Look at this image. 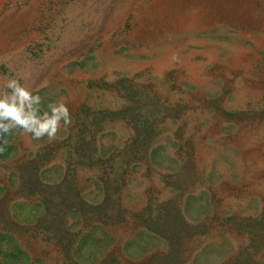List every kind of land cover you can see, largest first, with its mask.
Listing matches in <instances>:
<instances>
[{"label": "rangeland", "instance_id": "374dc122", "mask_svg": "<svg viewBox=\"0 0 264 264\" xmlns=\"http://www.w3.org/2000/svg\"><path fill=\"white\" fill-rule=\"evenodd\" d=\"M2 4L0 93L72 124L0 139V264H264V0Z\"/></svg>", "mask_w": 264, "mask_h": 264}, {"label": "clouds", "instance_id": "9594fccd", "mask_svg": "<svg viewBox=\"0 0 264 264\" xmlns=\"http://www.w3.org/2000/svg\"><path fill=\"white\" fill-rule=\"evenodd\" d=\"M173 59H177L174 55ZM0 93V139L13 129H22L35 139L45 136L51 141L61 129L72 124L69 108L62 101L48 104V111L41 112L42 97L22 85L18 80H7ZM7 144V140H4ZM5 149L0 147V152Z\"/></svg>", "mask_w": 264, "mask_h": 264}, {"label": "bare ground", "instance_id": "6f19581e", "mask_svg": "<svg viewBox=\"0 0 264 264\" xmlns=\"http://www.w3.org/2000/svg\"><path fill=\"white\" fill-rule=\"evenodd\" d=\"M3 1H4V0H0V6L3 5V4H2ZM186 1H187V0H186ZM192 1H193V0H192ZM209 1H210V0H209ZM214 1H215V0H214ZM174 2H175V1H174ZM189 2H190V1H189ZM196 2H197V1H196ZM204 2H205V1H204ZM204 2H203V3H204ZM165 3H166V2H165ZM192 3H193V2H192ZM192 3H191V4H192ZM203 3H202V4H203ZM210 3H211V2H210ZM191 4H190V5H191ZM196 5H197V4H196ZM207 5H208V4H207ZM212 5H213V4H212ZM226 5H228V4H226ZM192 6H193V5H192ZM232 6H234V4H233ZM179 7H180V6H179ZM193 7H194V6H193ZM209 7H210V6H209ZM215 7H216V6H215ZM230 8H231V7H230ZM171 9H172V8H171ZM236 9H237V8H236ZM210 10H211V9H210ZM214 10H215V8H214ZM214 10H213V12H214ZM178 11H180V10H178ZM181 11H182V10H181ZM216 11H217V10H216ZM218 11H219V10H218ZM223 11H224V10H223ZM172 12H173V11H172ZM226 12H227V11H226ZM229 12H230V11H229ZM229 12H228V13H229ZM16 13H17V12H16ZM237 13H238V12H237ZM230 14H231V13H230ZM19 15H20V14H19ZM180 15H181V13H180ZM221 15H222V14H221ZM224 15H225V13H224ZM16 16H17V15H16ZM214 16H215V15H214ZM225 16H226V15H225ZM230 16H231V15H230ZM8 17H10V16H8ZM18 17H19V16H18ZM18 17H17V18L15 17L14 19L11 20L12 22H11V27L9 28V30L14 29V27H15L16 25H18L17 23H19V21H22V19H20V18H18ZM218 17H219V16H218ZM12 18H13V17H12ZM19 19H20V20H19ZM230 19H231V18H230ZM7 25H8V24H7ZM3 27H4V28H3ZM3 27H2V28H3L4 30L7 29V27L5 26V24H3ZM1 30H2V29H1ZM4 35H5V34H4Z\"/></svg>", "mask_w": 264, "mask_h": 264}]
</instances>
